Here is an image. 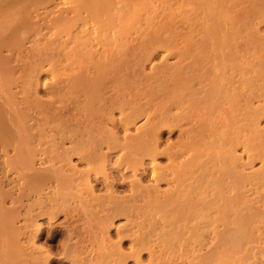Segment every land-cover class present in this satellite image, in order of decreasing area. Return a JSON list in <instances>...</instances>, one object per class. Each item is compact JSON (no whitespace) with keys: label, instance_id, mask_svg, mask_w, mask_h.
I'll return each instance as SVG.
<instances>
[{"label":"rangeland","instance_id":"obj_1","mask_svg":"<svg viewBox=\"0 0 264 264\" xmlns=\"http://www.w3.org/2000/svg\"><path fill=\"white\" fill-rule=\"evenodd\" d=\"M34 2L0 33V264H264V0Z\"/></svg>","mask_w":264,"mask_h":264},{"label":"bare ground","instance_id":"obj_2","mask_svg":"<svg viewBox=\"0 0 264 264\" xmlns=\"http://www.w3.org/2000/svg\"><path fill=\"white\" fill-rule=\"evenodd\" d=\"M32 1H33V0H32ZM32 1H31V0H22V1H20V0H0V6H1V5L3 6V7H2L3 9H1V12L5 11V10L7 9V10H9V12L12 14V15H11V14H8V16H10V17H5V18L1 16V17H2V18H0V33H1V34H3V35H7V33L9 32V29H10V27H8V26L10 25V23H11V26H13V27L15 28V26H14V22H15V19L18 18V16H16L15 13L18 15V13H21L22 11H25V10L28 9V8L30 9V8L32 7L31 5H33L32 3H33L35 0H34L33 2H32ZM78 1H79V0H78ZM69 2H70V1H69ZM34 3H35V2H34ZM35 4H36V3H35ZM87 7H88V6H87ZM4 8H6V9H4ZM31 9H33V8H31ZM73 9H74V8H73ZM73 9H72V10H73ZM83 9H84V8H83ZM86 10H87V9H86ZM26 11H27V10H26ZM4 13H5V12H4ZM6 13H8V11H7ZM41 13H42V12H41ZM13 14H14V15H13ZM0 15H1V14H0ZM19 15H20V14H19ZM6 18H7V19L9 18L10 21H7ZM23 18H24V17H23ZM6 21H7V22H6ZM23 22H24V21H23ZM6 23H8L9 25H7ZM5 25H6V26H5ZM27 28H28V27H27ZM10 30H11V29H10ZM13 30H14V29H13ZM19 31H22V30H19ZM1 40H2V39L0 38V41H1ZM17 42H18V41H17ZM198 81H199V80H198ZM200 83H201V81H200ZM167 100H168V99H167ZM149 102H150V101H149ZM152 103H153V102H152ZM176 104H177V103H176ZM152 105H153V104H152ZM170 106H171V105H170ZM141 109H142V108H141ZM143 111H144V109H143ZM145 112H146V111H145ZM111 113H112V112H111ZM139 113H140V112H137V116H138ZM141 113H142V112H141ZM141 113H140V114H141ZM132 114H133V113H131V115H132ZM113 116H114V115H113ZM139 116H140V115H139ZM110 117H111V116H110ZM131 117H132V116H131ZM131 117H130V118H131ZM136 118H137V117H136ZM101 121H102V120H101ZM112 121H113V120H112ZM122 121H124V120H122ZM125 122H126V118H125ZM178 122H179V121H178ZM103 124H104V123H103ZM126 124H127V123H126ZM155 124H156V123H155ZM127 125H128V124H127ZM151 128H154V129L151 130ZM151 128H149V129L147 130V132L144 131V132H146V133L144 134L145 136H143V138L141 139V140H142V141H141V144L139 143L140 145L143 144V146H144L145 148L149 145V142H150L149 140H151V141L153 140V142L155 143V148H156V146H158L157 143H158V140H159V131H160V129L157 128L156 126H155V127H151ZM105 129H106V130H105ZM99 130H100V129H99ZM104 130L107 131V128H104ZM111 130H113V129H110V128H109V131H110V132H111ZM150 130H151V131H150ZM113 131H114V130H113ZM113 131H112V132H113ZM149 131H150V132H149ZM101 132H102V131H101ZM112 132H111V133H112ZM151 132L154 133V134H153V137H151V135H150ZM111 133H110V134H111ZM119 134H120V133H119ZM107 135L109 136V134H107ZM112 137H113V136H112ZM117 138H118V137H117ZM140 138H141V137H140ZM101 139L103 140L104 137H102ZM105 139H108L107 136H106ZM220 139H221V138H220ZM110 140H111V139H110ZM114 140H115V139H114ZM114 140H113V141H114ZM131 140H132V139H131ZM138 140H139V139H138ZM154 140H155V141H154ZM113 141H112V142H113ZM122 141H123V140H122ZM102 142H104V141H102ZM124 142H125V141H124ZM133 142H134V141H133ZM104 143H105V142H104ZM106 143H107V142H106ZM113 143H114V142H113ZM113 143H111V144H113ZM115 143H116V142H115ZM126 143H127V142H126ZM108 144H109V143H108ZM108 144H107V145H108ZM121 144H123V143H121ZM128 144H129V143H128ZM173 144H174V143H173ZM109 145H110V144H109ZM115 145H116V144H115ZM123 145H124V144H123ZM195 145H197V143H196ZM96 146H97V145H96ZM121 146H122V145H121ZM143 146H140V147H143ZM151 146H152V144H151ZM166 146H167V145H166ZM192 146H193V145H192ZM221 146H222V143H221ZM124 147H126V146H124ZM127 147H128V146H127ZM135 147H136V146H135ZM137 147H138V146H137ZM110 148H112V147H110ZM148 148H149V147H148ZM155 148H154V149H155ZM168 148H169V147H168ZM193 148H194V147H193ZM63 149H64V148H63ZM65 149H66V148H65ZM98 149H99V148H98ZM123 149H124V148H123ZM125 149H126V148H125ZM142 149H143V148H142ZM142 149H141V151L143 152L144 149H143V150H142ZM149 149H150V148H149ZM149 149H148V150H149ZM157 149H158V148H156L155 151H156L157 154H158V150H157ZM67 150H68V149H67ZM67 150H66V151H67ZM69 150H70V149H69ZM72 150H73V149H72ZM108 150H109V149H108ZM127 150H128V149H127ZM138 150H139V149H138ZM151 150H153V149H151ZM97 151H98V150H97ZM110 151H111V150H110ZM114 151H115V150H114ZM124 151H125V150H124ZM155 151H154V152H155ZM128 152H130V151H128ZM134 152H135V151H134ZM144 152H145V151H144ZM151 152H153V151H151ZM154 152H153V153H154ZM156 152H155V156H156ZM161 152H162V151H161ZM161 152H160V153H161ZM66 153L68 154V152H66ZM73 153H74V152H73ZM104 153H105V152H104ZM125 153H127V152L125 151ZM131 153H133V152L131 151ZM146 153H147V152H146ZM149 153H150V152L148 151V154H149ZM141 154H142V153H141ZM141 154H140V155H141ZM97 155H99V153H98ZM133 155H134V154H133ZM101 156H102V157H101ZM170 156H171V155H170ZM98 157H99V158H100V157L103 158V157H105V156H103L102 154H100ZM151 158H152V157H151ZM63 159H64V158H63ZM103 159H104V158H103ZM103 159H102V161H103ZM100 160H101V159H100ZM100 160H99V161H100ZM104 160H105V159H104ZM124 160H125V159H124ZM173 160H174V159H173ZM64 161H66V160H64ZM97 161H98V160H97ZM134 161H135V160H134ZM100 162H101V161H100ZM104 162H105V161H104ZM107 162H108V161H107ZM131 162H132V161H131ZM193 162H195V161H193ZM197 162H198V161H197ZM197 162H196V163H197ZM97 163H98V162H97ZM102 163H103V162H101V164H102ZM189 163H190V162H189ZM189 163H188V164H189ZM191 164H192V163H191ZM198 164H199V163H198ZM198 164H197V165H198ZM69 165H70V164H69ZM102 165H103V164H102ZM102 165H101V167H102ZM105 165H106V164H105ZM154 165H155V164H154ZM192 165H193V164H192ZM192 165H191V167H192ZM195 165H196V164H195ZM96 166H97V165H96ZM125 166H126V165H125ZM69 167H70V166H69ZM91 167H92V166H91ZM103 167L106 168V166H103ZM103 167H102V170H101V173H102V174H103L104 171H105V169L103 170ZM188 167H189V165H188ZM72 168H74V167H72ZM99 168H100V163H99V165H98V169L96 168V169H97L96 171L100 170ZM109 168H110V167H109ZM60 169H61V168H60ZM74 169H75V168H74ZM74 169H73V171H74ZM106 169H107V168H106ZM138 169H139V168H138ZM154 169H155V168H154ZM70 170H71V169H70ZM91 171H92V170H91ZM88 172H89V171H88ZM77 173H78V172H77ZM83 173H85V172H83ZM64 174H65V173H64ZM105 174H106V173H105ZM105 174H104V176H105V179H106V175H105ZM135 175H136V174H135ZM176 175H177V174H176ZM204 175H205V174H204ZM178 177H181V176H178ZM87 178L89 179V176H88ZM39 179H40V178H39ZM122 179H123V178H122ZM83 180H84V179H83ZM86 180H87V179H86ZM156 180H157V179H156ZM179 180H181V179H178L177 181H179ZM200 180H201V179H200ZM44 181H45V180H44ZM80 181H81V179H80ZM87 181H88V180H87ZM87 181H86V182H87ZM105 181H106V180H105ZM107 181H108V180H107ZM88 182H89V181H88ZM108 182H109V181H108ZM108 182H107V183H108ZM179 182H181V181H179ZM179 182H178V183H179ZM109 183H111V182H109ZM201 183H202V182H201ZM69 184H71V183L69 182ZM155 184H156V183H155ZM155 184H154V185H155ZM72 185H74V184H72ZM87 185L90 186V187L88 186V188H89L90 191H91V189H92V188H91L92 185H91V184H87ZM154 185H153V186H154ZM45 186H46V185H45ZM68 186H69V185H68ZM180 187H181V186H180ZM46 188H47V187H46ZM176 188H177V187H176ZM200 188H201V187H200ZM93 189H94V188H93ZM155 189H156V188H155ZM131 190H132V189H131ZM134 190H135V189H134ZM150 190H151V189H150ZM150 190H149V191H150ZM90 191H89V193L91 194ZM93 191H94V190H93ZM55 192H56V191H55ZM76 192H77V191H76ZM110 192H111V191H110ZM178 192H179V191H178ZM85 193H86V192H85ZM64 194H65V196L67 197V193H63V194L61 193V195H64ZM92 194H93V196H94V192H92ZM96 194H97V193H96ZM96 194H95V195H96ZM109 194H110V193H109ZM139 194H140V193H139ZM145 194H146V193H145ZM179 194H180V193H179ZM221 194H222V193H221ZM56 195H57V193H56ZM58 195H59V193H58ZM133 195H134V194H133ZM146 195H147V194H146ZM69 196H71V195L69 194ZM93 196H92V197H93ZM138 196H139V195H138ZM178 197H179V195H178ZM112 198H115V197L112 196ZM116 198H117V196H116ZM121 198H123V197H121ZM125 198H126V196L124 197V200H123V199L120 200V201L123 200V202H121L122 204H121V203H118V204H119V207H120L121 205L127 204V203H124V201H127V199L125 200ZM95 200H96V199H95ZM98 200H99V198H98ZM100 200H101V199H100ZM106 200H107V201H106ZM108 200H110V199H109V198L107 199V197H105V199H103V201L106 202L107 205H106V203H105V204L102 203V204H103V208H104V209H103V208H102V209H103V211L107 210L106 212H109V213H105L106 215L103 214V216H104V215L107 216L108 214H109V215L111 214V215H112L111 218H113V215H114L115 213H117V212H115V211H118L119 214H120L121 210L119 211L118 208H117L115 211H113V213H114V214H113L112 211H109L110 209H109V210H108V208L105 209V207H106V206L108 207L109 204H111V205L113 206V203H114V202L112 203V200H111V202L108 201ZM103 201H102V202H103ZM118 201H119V200H118ZM118 201H117V202H118ZM84 202H85V201H84ZM108 202H109V204H108ZM59 203H60V202H59ZM123 203H124V204H123ZM134 203H135V202H134ZM41 204H42V203H41ZM99 204H100V202H99ZM120 204H121V205H120ZM144 204H145V203H144ZM163 204H164V203H163ZM47 205H48V204H47ZM52 205H53V204H52ZM105 205H106V206H105ZM48 206H49V205H48ZM104 206H105V207H104ZM124 206H125V205H124ZM38 207H39V206H38ZM44 207H45V206H44ZM52 207H53V206H52ZM85 207H86V206H85ZM99 207H100V206H99ZM109 207H110V206H109ZM115 207H116V206H115ZM117 207H118V206H117ZM131 207H132V206H131ZM56 208H57V207H56ZM56 208L53 207L54 210H55ZM111 208H112V207H111ZM121 208H126V210H129V209H127V207H122V206H121ZM121 208H120V209H121ZM164 208H165V207H164ZM100 209H101V207H100ZM100 209H99V210H100ZM102 209H101V210H102ZM113 209H115V208L113 207L112 210H113ZM162 209H163V208H162ZM205 209H206V208H205ZM94 210H96V209H94ZM99 210H98V211H99ZM101 210H100V211H101ZM136 210H137V209H136ZM138 210H139V209H138ZM164 210H165V209H164ZM44 211H45V210H44ZM51 211H52L51 209H50V212L48 211V212H49V213H48L49 215L51 214ZM57 211H58V208H57ZM103 211H101V212H103ZM130 211H131V209H130ZM158 211H159V210H158ZM168 211H169V210H168ZM168 211H167V212H168ZM205 211H206V210H205ZM128 212H129V211H128ZM128 212H124V213H127V214H128ZM131 212H132V211H131ZM161 212H164V211H161ZM193 212H195V211H193ZM198 212H199V211H198ZM52 213H53V212H52ZM54 213H55V212H54ZM95 213H96V212H95ZM121 213H123V212H121ZM143 213H144V212H143ZM153 213H154V212H153ZM170 213H171V212H170ZM190 213H191V211H190ZM28 214H29V212H28ZM93 214H94V213H93ZM165 214H167V213L165 212ZM171 214H172V213H171ZM191 214H192V213H191ZM52 215H53V214H52ZM52 215H50L49 217L51 218ZM116 215H118V214H115V216H116ZM128 215H129V214H128ZM167 215H168V214H167ZM27 216H28V215H27ZM33 216H34V215H33ZM81 216H82V215H81ZM101 216H102V215H101ZM115 216H114V217H115ZM135 216H136V215H135ZM163 216H164V214H163ZM175 216H176V215H175ZM175 216H174V217H175ZM109 217H110V216H109ZM167 217H168V216H167ZM187 217H188V216H187ZM190 217H191V216H190ZM193 217H194V216H193ZM101 218H102L101 220H103V217H101ZM105 218H106V217H104V220H105ZM111 218H109V220H108V217H107V218H106V219H107L106 222L110 221ZM170 218H171V216H170ZM184 218H185V217H184ZM92 219H93V218H92ZM164 219H165V218H163V220H164ZM93 220H94V219H93ZM97 220H99V218H98ZM112 220H113V219H112ZM167 220H168V219H167ZM176 220H177V219H176ZM186 220H187V219H186ZM99 221H100V220H99ZM174 221H175V220H174ZM188 221H189V220H188ZM110 222H111V221H110ZM186 222H187V221H186ZM98 223H99V222H98ZM112 223H113V222H111V226H112ZM129 223H130V222H129ZM180 223H181V222H180ZM100 224H101V223H100ZM102 224L104 225V223H102ZM109 224H110V223L106 224L105 230H102V229H104V227H102V229H100V231L98 232V233H101V230L103 231V232L101 233V234H102V237H103V235H105L106 237L109 235V228H110V225H109ZM131 224H132V223H131ZM176 224H177V223H176ZM163 225H164V224H163ZM167 225H168V224H167ZM172 225H173V224H172ZM183 225H185V224H183ZM186 225H187V224H186ZM190 225H191V224H190ZM193 225H194V224H193ZM207 225H208V224H207ZM36 226H37V225H35V227H36ZM38 226H39V225H38ZM38 226H37V230H36V232L39 231V230H38ZM89 226H91V224H90ZM146 226H147V225H146ZM153 226H154V225H153ZM153 226L151 227L152 229H154ZM180 226H182V225L180 224ZM39 227H40V226H39ZM115 227H116V226H115ZM121 227H122V226H121ZM121 227H120V228L118 227V229H117V230H118V231H117V232H118L117 234H119V235H120L121 233H123V232L119 233V232L121 231ZM124 227H125V226H124ZM140 227H141V226H140ZM168 227H169V226H168ZM187 227H188V226H187ZM190 227H191V226H190ZM142 228H143V225H142ZM142 228H141V229H142ZM163 228H165V226H163ZM180 228H181V227H180ZM185 228H186V227L184 226L183 229H185ZM39 229H40V228H39ZM77 229H78V228H77ZM96 229H98V228H96ZM125 229H126V228H125ZM143 229H144V228H143ZM147 229H148V228H147ZM149 229H150V228H149ZM156 229H157V228H156ZM192 229H193V228H192ZM122 230H124V229H122ZM136 230H137V228H136ZM165 230H166V229H165ZM179 230H180V229H179ZM181 230H182V229H181ZM186 230H187V228H186ZM132 231H133V230H132ZM150 231H152V230H150ZM150 231H148V232H150ZM174 231H175V230H174ZM182 231H183V230H182ZM203 231H204V230H203ZM144 232H145V231H144ZM144 232H143V233H144ZM162 232H163V231H162ZM193 232H194V231H193ZM69 233H70V232H69ZM126 233L128 234L127 231H126ZM141 233H142V232H141ZM154 233H155V232H154ZM187 233H188V232H187ZM37 234H38V233H37ZM67 234H68V232H67ZM80 234H81V233H80ZM101 234H100V235H101ZM139 234H140V233H139ZM183 234H184V233H183ZM33 235H35L34 232H33L32 236H33ZM69 235H70V234H69ZM69 235H67V236H69ZM72 235H73V234H72ZM72 235H70V236H72ZM96 235L99 236V234H97V232H96ZM135 235H136V233H135ZM140 235H142V234H140ZM143 235H144V234H143ZM146 235H147V234H146ZM176 235H177V234H176ZM185 235H186V234H185ZM67 236H66V237H67ZM98 236H97V237H98ZM105 236H104V238H105ZM121 236H122V235H121ZM121 236H119V240H116V241H112V240L108 239L109 237H107L106 240L103 238V239H104L103 241L106 243V246L108 247V248H106V246L104 245L106 251H107L109 254H111L113 257H114V256H118V257H119V254H120V253H121L123 256L126 255L127 253H129V252L125 253L126 251H122V250H121V249H122V248H121V243H122V239H121L122 237H121ZM125 236H127V235H125ZM132 236H133V235H132ZM147 236H148V235H147ZM172 236H173V235H172ZM102 237H101V239H102ZM174 237H175V236H174ZM34 238H35V237H33L32 240H30V242H31V244H32V246H33V247H31L32 249L30 248V250H32V252L30 251V254L32 253V254L34 255V257H33L32 255H31V256L29 255V257L33 259V261L30 259L31 263H32V264H38V261H39L40 258H41V257H39V254L41 255V253H43V255H41V256H44V254H45V256H46V257H44L45 260H44V261L42 260L43 264H49V262H50L49 260L51 259L50 257L53 256L54 254L52 255V254L50 253V251H49L50 249L47 250V251H49V252H46V253H44V251H43V252H40V251H41V250H40V249H41L40 247H39V249H38V247H36V248L38 249L37 251L40 250V251H39L40 253H39V252H36V248H35V246H34V242H35V241H34ZM70 238H71V237H70ZM70 238H66V239H64L63 242L65 243V245L71 242V239H70ZM89 238H90V237H89ZM148 238H149V236H148ZM99 239H100V238H99ZM149 239H150V238H149ZM65 240H66V241H65ZM89 240H90V239H89ZM120 240H121V242H120ZM133 240L136 241V240H135V237H134ZM133 240H132V241H133ZM141 240H142V239H141ZM86 241H87V240H86ZM103 241H102V242H99V243L101 244V246H102V247H101V251H103V250H102V248H103V244H102ZM148 241H149V240H148ZM77 242H78V241H77ZM167 242H168V241H167ZM193 242H194V241H193ZM99 243H98V244H99ZM132 243L135 244V243H137V242H135V243L132 242ZM195 243H196V242H195ZM62 244H63V243H62ZM75 244H76V243H75ZM139 244H140V243H139ZM143 244H144V241H143V242L141 241V246H142ZM185 244H186V243H185ZM188 244H189V243H188ZM150 245H151V244H150ZM67 246H68V245H67ZM67 246H65V247H67ZM22 247H23V246H22ZM74 247H75V246H74ZM150 247H151V246H150ZM152 247H153V246H152ZM156 247H157V246H156ZM26 248H27V247H26ZM67 248H68V249H67ZM67 248H66V249H67L68 251H67V250H66V251L69 253V247H67ZM92 248H93V247H92ZM127 248H128V247H127ZM133 248H134V250H133L132 248H131V249H132L133 251H135V252L132 251L131 254H132V253H135V256L139 257V253H140V251H138L137 249L140 248L139 250H142L143 247H138V248H137V247H134V246H133ZM23 249H24V248H23ZM23 249L19 248V252H20L22 255H24V253H22ZM73 249H74V248H73ZM96 249H97V248H96ZM103 249H104V248H103ZM172 249H173V248H172ZM20 250H21V251H20ZM42 250H43V249H42ZM108 250H109V251H108ZM136 250H137L138 252H137ZM145 250H146V249H145ZM17 251H18V250H17ZM96 251L98 252L99 249L96 250ZM101 251H100L98 254H100V253L102 254L103 252H101ZM24 252L26 253V251H24ZM63 252H64V251H63ZM159 252H160V251H159ZM36 253H37V254H36ZM38 253H39V254H38ZM157 253H158V252H157ZM161 253H162V252H161ZM167 253H168V252H167ZM27 254H28V253H26L25 255H27ZM50 254H51V255H50ZM75 254H76V251H75ZM75 254L73 255L74 257L72 256L73 258H72L71 256H70V257L73 259L74 262H77L76 260H77L78 258H75V257H76ZM96 254H97V253H96ZM104 254H105V253H103V255H104ZM106 254H107V253H106ZM106 254H105V255H106ZM131 254L129 253L128 255H131ZM37 255H38V256H37ZM64 255H66L65 252H64ZM67 255H68V254H67ZM76 255H77V254H76ZM128 255H127V257H128ZM140 255H141V254H140ZM170 255H171V253H170ZM174 255H175V254H174ZM106 256H107V255H106ZM132 256H134V255H132ZM19 257H20V255H19ZM37 257H39L38 260H37ZM64 257H65V256H64ZM162 257H163V256H162ZM198 257H199V256H198ZM201 257H202V256H201ZM71 258H70V259H71ZM97 258H98V257H97ZM123 258H125V257H123ZM67 259H68V258H67ZM70 259H68V260L70 261ZM72 259H71V260H72ZM74 259H76V260H74ZM81 259H83V260L81 261L82 264H84V262H85V264H86L87 262H89V260H87V259L84 258V257L81 258ZM81 259H79V262H80ZM85 259H86L87 261H85ZM116 259H117V258H116ZM116 259H115V258H114V260H110V259H109V262H107V260H105V262H106V264H109L110 261H114V263H115V261H118V260H116ZM125 259H126V258H125ZM194 259H195V258H194ZM28 260H29V259H28ZM28 260H25V261H28ZM102 260H103V259H102ZM119 260H120V258H119ZM127 260H128V259H127ZM135 260H136V259H135ZM139 260H140V259H139ZM30 261H29V263H30ZM83 261H84V262H83ZM91 261H92V260H90V263H88V264H94V263H95V264H96V263H97V264H105L104 260H103L104 263H100V262L98 263V259H97L96 262L92 261V263H91ZM136 261H137V260H136ZM154 261H155V260H154ZM169 261H170V259H169ZM198 261H199V260H198ZM70 262H71V261H70ZM93 262H94V263H93ZM123 262H124V261H123ZM140 262H141V261H140ZM25 263H26V262H25ZM29 263H28V264H29ZM31 263H30V264H31ZM39 263H40V261H39ZM72 263H73V262H71V264H72ZM81 263H78V262H77V264H81ZM116 263H117V262H116ZM124 263H125V262H124ZM227 263H228V262H227ZM40 264H41V263H40ZM110 264H111V263H110ZM118 264H119V263H118ZM121 264H122V262H121ZM200 264H201V263H200Z\"/></svg>","mask_w":264,"mask_h":264}]
</instances>
